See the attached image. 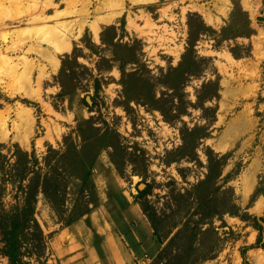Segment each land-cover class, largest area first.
I'll return each mask as SVG.
<instances>
[{"label": "rangeland", "instance_id": "374dc122", "mask_svg": "<svg viewBox=\"0 0 264 264\" xmlns=\"http://www.w3.org/2000/svg\"><path fill=\"white\" fill-rule=\"evenodd\" d=\"M55 1L60 4L58 9L66 8L62 4L64 0ZM93 1L95 7L99 5L97 0ZM4 5L11 10V16L18 14L8 1ZM236 6L247 12L254 32L250 37L230 38L218 44L209 28L220 33L229 26ZM124 7L122 13L116 11L114 21L101 26L98 36L88 28L72 51L60 56L58 69L47 68L41 82L36 73L26 87L0 73V116L11 112L15 120L18 112L28 110L35 119L33 134L26 143L12 138L0 142L5 146L3 154L17 147L35 153L43 173L48 167L45 157H52L51 166L58 167V173L69 184L70 194L64 209H60L66 218L81 211L85 201H89L91 208L97 205L90 216L68 226L59 222L56 210L40 194L36 217L45 234L52 235L49 264H87L90 249L97 254V261L116 264L119 248L134 256L131 264H151L166 248L170 260L175 256L209 257L213 259L200 264H264V249L253 248L259 231L252 219L264 218V0H157L139 6L125 0ZM143 13L147 17H142ZM89 21H95L94 14ZM8 23V27L0 30V55H6L14 33L31 27L27 21ZM111 27L117 31L115 46L102 42L103 33ZM190 33L193 38L200 35L195 51L206 60L199 62L200 76L188 78L180 90L184 102L193 106L185 103L181 109L186 114L175 118L179 110L174 104L180 102L177 98L173 104L175 92L168 86L177 81L175 76H166L170 68L180 64L189 47ZM111 35L113 32L105 33L110 39ZM115 53L126 54L133 60L126 65L127 73L134 72L145 82L139 83L135 91L145 95L151 85V92L162 98L161 106L168 112L171 123L158 110L147 109L135 101L127 102L120 63L113 62L112 68H108L101 60H111ZM8 55L18 60L22 53ZM75 55L79 65L71 60ZM67 56L70 58L62 72ZM98 61L105 69L101 75ZM71 73L73 78L69 77ZM93 76L104 80L96 104L90 99L95 96ZM210 81L218 84V97L205 103L204 107L212 111L203 112L197 91ZM63 92L67 95L61 96ZM85 99L93 106V112L84 103ZM92 118L101 127V133L107 129L103 120L114 129L117 136L113 142L118 144V149L109 147L99 151L90 181L94 187L85 199L80 196L83 203L75 207L72 192L77 190L71 181H76L73 178L78 175L74 173L77 168L72 159L63 163L61 154L68 146H72L73 154L82 150L78 126ZM182 134L186 136L185 142ZM50 149L58 154L51 155ZM89 150L91 154L85 155L88 159L95 156V149ZM210 152L224 158L212 167V175L216 177L206 189L211 192L208 208L201 210L191 193L210 173L207 156ZM144 182L153 185L145 201L151 213L158 216L163 244L154 238V228L135 200L138 186L143 189ZM17 191L18 183H4L2 192L6 194L7 209L11 202L15 203ZM231 207L245 219L225 213ZM210 212L214 214L212 223L196 224L201 213ZM99 224L108 225L109 230L101 232ZM259 224L264 227V222ZM180 230L184 232L167 247ZM25 261L39 264L33 257H26ZM0 264L10 262L0 254Z\"/></svg>", "mask_w": 264, "mask_h": 264}, {"label": "trees", "instance_id": "16d2710c", "mask_svg": "<svg viewBox=\"0 0 264 264\" xmlns=\"http://www.w3.org/2000/svg\"><path fill=\"white\" fill-rule=\"evenodd\" d=\"M201 25L204 29H206V25L203 20H201ZM210 31L214 34V39L217 43H221L224 40L230 38L237 37H250L254 32L250 26V19L247 12L243 11L240 6H236L232 15L231 22L229 26L221 29V32L209 28ZM113 32L111 35L112 38H108L105 36V33ZM117 36V31L115 27L108 28L102 36L103 44L109 46H115L114 39ZM200 35H197L196 38H193V34L190 33L189 37V47L186 50V53L183 55L180 64L177 67L170 68L168 75L166 77L175 76L177 83L173 84L170 87L175 92V100L178 98L180 104L176 105V109L179 112L175 115V118H181L183 114H186V110H182L181 106H183L186 102H184V94L180 93V90L183 88L185 82L188 78L191 77H199V62L204 61L206 59L199 58L197 52L195 51V44ZM110 37V36H109ZM235 58H238V55L234 53ZM69 56L67 59L63 61L62 72L66 68L67 63L69 61ZM72 62H75L76 65L78 63V57L75 55ZM102 62L105 61L108 64V68H112L113 62H119V70L122 74L121 84L124 88V94L126 95L127 102H136L141 103L145 108H153L154 110L160 111L167 122L171 123L172 119L168 117V112H166L165 108L161 106L162 98H157L156 94L151 92L152 86L149 85L148 92L145 95L137 94L136 86L139 83H142L144 79L141 77H137V74L134 72L127 73L126 65L133 61L126 54H114L113 59L101 58ZM72 62H69L71 64ZM99 75L102 74V71L105 70L101 66V61L97 63ZM74 74L71 73L69 75L70 78H73ZM94 91L95 96H90V99L96 104V97H100V93L103 89V79L99 77H94ZM62 84V83H61ZM145 82H143V85ZM64 87V84H62ZM217 86V87H216ZM214 90H213V89ZM218 84L216 82H208L204 83L200 90L197 91V101L200 105V108L203 112H210L212 109L205 108V103L211 100L214 97H218ZM66 93H62L61 96H66ZM84 103L89 108L90 112L94 111L93 106H90L88 102L84 101ZM192 105L191 102H187L186 105ZM193 106V105H192ZM95 118H92L84 123L79 124L78 133L83 141L82 150L76 154L71 152L72 146H68L66 151L61 154L62 160H73L75 164V172L78 175L73 178L71 184L73 188H76V192H72L74 196L75 207L79 205L82 199L80 196H83V199L86 197V193L92 191L94 187L91 181V175L93 171L94 164L96 159L99 156V151L106 148H113L115 150L118 149V144L114 143V129H112L106 120H103V124L107 126V129L104 133H101V127H97L94 122ZM89 132L91 134L89 135ZM182 139L185 142L186 136L182 134ZM5 146L0 145V234L2 235V247H0V254L6 258H8L10 264H29V262L25 261L26 257H33L39 261V264H49V240L51 238L50 235H46L43 227L36 217L37 205L39 203V196L42 194L44 196V200L51 206L52 209L56 210L59 217L60 223H66V225H71L75 223L77 220H80L86 216H90L93 208H96L95 204L92 208L89 206V201L84 202V206L75 216L68 217L64 215L63 211L60 209H64L65 200L68 193L69 184L67 179L61 174L58 173V167L51 166L50 161L52 157H45V164L48 166L46 172H42V168L40 167V162L36 157L35 153H29L28 151H23L19 147L15 150L8 151V154H3L2 150ZM89 149H95V156L93 158L88 159L85 157L86 154H91ZM50 154H58L57 150L50 149ZM212 152V151H211ZM208 153V161L209 168L207 178L205 181H202V184L195 187V191L192 190V199L193 202L202 210L207 209L209 197L211 196V192L206 191L211 182L215 179L216 176L212 175V167L213 165L220 164L222 158L219 155H212V153ZM76 154V156H75ZM84 155V157L82 156ZM62 168V167H61ZM181 172V171H180ZM71 179V178H70ZM8 181H12V183H18V191L14 195L15 203L11 202L10 208H6V203L4 202V183ZM28 181V184H24V182ZM78 181V182H77ZM74 183V184H73ZM145 187L141 189L138 186V195L135 197L137 203L141 205L143 213L147 216L149 221L154 228V238L160 243L163 244V239L159 234L158 227V216L155 212L150 211L148 203L145 201L148 196L153 191V185L144 182ZM204 184V185H203ZM204 186V187H203ZM205 188L200 189L199 188ZM2 188V190H1ZM3 191V192H2ZM85 194V195H84ZM232 196V195H231ZM144 200V201H142ZM79 201V202H78ZM232 201V200H231ZM78 202V203H77ZM233 207H235L233 205ZM61 211V212H60ZM229 213L234 216L241 217L245 219L243 216H239L236 214L232 207L225 210V213ZM196 224L202 225L203 223H212L213 213L202 214ZM254 220V228L259 231V236L257 239V243L253 246V248H262L264 249L263 242V234L264 227H262L259 222H264V218H258L256 216L252 217ZM188 226V225H187ZM184 231L186 230V226L184 227ZM179 231L176 236L170 241L167 247H170L174 244L175 240L178 236L184 232ZM192 242L190 243V248L192 247ZM26 245V246H25ZM167 249V248H166ZM164 249L161 251L154 261L151 264H200L202 262L212 260L213 258L204 257V258H191V257H179L175 256L171 260L167 258L166 253L167 250ZM44 259V262H40Z\"/></svg>", "mask_w": 264, "mask_h": 264}, {"label": "bare ground", "instance_id": "6f19581e", "mask_svg": "<svg viewBox=\"0 0 264 264\" xmlns=\"http://www.w3.org/2000/svg\"><path fill=\"white\" fill-rule=\"evenodd\" d=\"M6 1L10 6L16 7L18 11L16 16L12 17L8 6L4 7ZM130 1L139 6L157 0ZM97 3L99 5L95 7L93 0H64L62 4H65L66 8L60 10L58 9L60 4L55 0H0V30L8 27L10 21L11 23L27 21L31 26L13 34L14 40L5 51L6 55L4 53L0 55V73L26 87L32 83L36 73L38 81L41 82L47 75V68L58 69L60 56L72 51L75 43L82 38L88 28L98 36L101 26L114 21L116 11L121 10L122 13L125 8V0H97ZM93 7L95 11L92 12ZM51 10H54L53 15L48 16L47 13ZM93 14L95 21L91 23L89 20ZM142 17L147 16L143 13ZM70 18L76 20L70 21L68 20ZM8 53H22V56L16 60L9 57ZM32 56L37 59H32ZM10 114L11 112L0 116V142L12 138L19 143H26L33 134L35 119L28 110L18 112L15 120ZM100 230L106 233L109 226L100 225Z\"/></svg>", "mask_w": 264, "mask_h": 264}, {"label": "crops", "instance_id": "0c3cea01", "mask_svg": "<svg viewBox=\"0 0 264 264\" xmlns=\"http://www.w3.org/2000/svg\"><path fill=\"white\" fill-rule=\"evenodd\" d=\"M89 218V217H88ZM119 253L116 252L115 256V262L116 264H131L130 261H132L134 259V256L130 254V252H125L123 250H121V248H119ZM88 251V250H87ZM77 257V256H75ZM97 254L95 252H93V249L89 250V259L87 264H106L104 261L100 260L97 261Z\"/></svg>", "mask_w": 264, "mask_h": 264}, {"label": "water", "instance_id": "95a60500", "mask_svg": "<svg viewBox=\"0 0 264 264\" xmlns=\"http://www.w3.org/2000/svg\"><path fill=\"white\" fill-rule=\"evenodd\" d=\"M140 188H142V187L140 186Z\"/></svg>", "mask_w": 264, "mask_h": 264}]
</instances>
